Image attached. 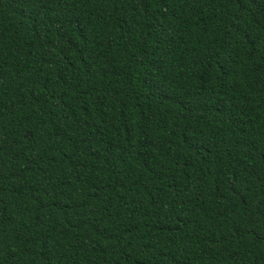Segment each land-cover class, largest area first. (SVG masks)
Segmentation results:
<instances>
[{
    "label": "trees",
    "instance_id": "obj_1",
    "mask_svg": "<svg viewBox=\"0 0 264 264\" xmlns=\"http://www.w3.org/2000/svg\"><path fill=\"white\" fill-rule=\"evenodd\" d=\"M0 264H264V0H0Z\"/></svg>",
    "mask_w": 264,
    "mask_h": 264
}]
</instances>
